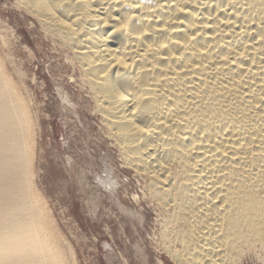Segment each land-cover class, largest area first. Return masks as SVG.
Here are the masks:
<instances>
[{
	"label": "bare ground",
	"instance_id": "1",
	"mask_svg": "<svg viewBox=\"0 0 264 264\" xmlns=\"http://www.w3.org/2000/svg\"><path fill=\"white\" fill-rule=\"evenodd\" d=\"M18 3L71 51L125 164L170 208L171 258H264V0ZM4 73L0 136L25 158L29 112ZM24 179L23 213L0 196V264H67Z\"/></svg>",
	"mask_w": 264,
	"mask_h": 264
},
{
	"label": "rangeland",
	"instance_id": "2",
	"mask_svg": "<svg viewBox=\"0 0 264 264\" xmlns=\"http://www.w3.org/2000/svg\"><path fill=\"white\" fill-rule=\"evenodd\" d=\"M46 35L18 0H0V73L30 118L25 158L0 136V196L24 210L29 180L27 196L40 202L67 264H178L164 248L170 208L152 198L147 175L125 164L71 51ZM240 264L264 258L246 252Z\"/></svg>",
	"mask_w": 264,
	"mask_h": 264
}]
</instances>
